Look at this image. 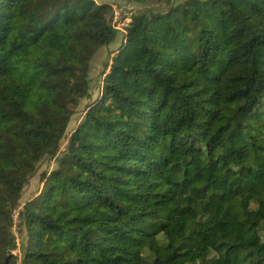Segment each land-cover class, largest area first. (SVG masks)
I'll use <instances>...</instances> for the list:
<instances>
[{
  "label": "trees",
  "instance_id": "trees-1",
  "mask_svg": "<svg viewBox=\"0 0 264 264\" xmlns=\"http://www.w3.org/2000/svg\"><path fill=\"white\" fill-rule=\"evenodd\" d=\"M98 10L0 0V264H264V0H185L147 36L129 28L20 202L24 167L55 156L115 40ZM16 209L21 263L3 257Z\"/></svg>",
  "mask_w": 264,
  "mask_h": 264
},
{
  "label": "rangeland",
  "instance_id": "rangeland-1",
  "mask_svg": "<svg viewBox=\"0 0 264 264\" xmlns=\"http://www.w3.org/2000/svg\"><path fill=\"white\" fill-rule=\"evenodd\" d=\"M99 6L98 16L94 21L108 19L116 29L115 40L106 47L100 48L89 63L88 80L90 89L88 96L81 100L76 113L72 116L63 139L60 141L58 151L54 157L42 156L24 167L23 177L25 185L20 202H24L27 192L37 194L43 187L40 181L42 174H50L57 167V159L66 150V143L71 132L82 119L90 102L98 98L100 86L110 71L112 60L116 57L125 41V35L129 28L138 30L142 36H147L150 25L156 18L162 17L170 8L175 7L185 0H93ZM108 5L109 10L103 8ZM122 45V46H121ZM19 202V206H22ZM25 203V202H24ZM12 225L5 231L6 246L3 257L8 255L13 260L21 263L26 250L27 232L19 225L18 210L11 214Z\"/></svg>",
  "mask_w": 264,
  "mask_h": 264
},
{
  "label": "crops",
  "instance_id": "crops-1",
  "mask_svg": "<svg viewBox=\"0 0 264 264\" xmlns=\"http://www.w3.org/2000/svg\"><path fill=\"white\" fill-rule=\"evenodd\" d=\"M35 196V194H33V196H32V194L30 193V192H27V194H26V198H25V202L26 201H28V200H30L32 197H34Z\"/></svg>",
  "mask_w": 264,
  "mask_h": 264
},
{
  "label": "built area",
  "instance_id": "built-area-1",
  "mask_svg": "<svg viewBox=\"0 0 264 264\" xmlns=\"http://www.w3.org/2000/svg\"><path fill=\"white\" fill-rule=\"evenodd\" d=\"M110 21H111V17H110ZM112 24V23H111ZM113 26V25H112ZM113 28H114V26H113ZM115 29V28H114ZM115 31H116V29H115Z\"/></svg>",
  "mask_w": 264,
  "mask_h": 264
}]
</instances>
